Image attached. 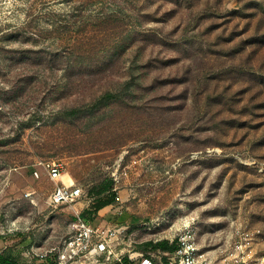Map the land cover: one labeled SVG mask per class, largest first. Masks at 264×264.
<instances>
[{
	"label": "rangeland",
	"instance_id": "obj_1",
	"mask_svg": "<svg viewBox=\"0 0 264 264\" xmlns=\"http://www.w3.org/2000/svg\"><path fill=\"white\" fill-rule=\"evenodd\" d=\"M45 160L75 203L49 204ZM109 179L87 217L131 254L157 260L187 220L213 253L259 230L264 258V0H24L0 22V252L52 258Z\"/></svg>",
	"mask_w": 264,
	"mask_h": 264
},
{
	"label": "built area",
	"instance_id": "obj_2",
	"mask_svg": "<svg viewBox=\"0 0 264 264\" xmlns=\"http://www.w3.org/2000/svg\"><path fill=\"white\" fill-rule=\"evenodd\" d=\"M22 5L24 0H0V22L15 18ZM42 166L54 183L49 195L51 206L72 204L82 196V189L72 178L66 177L60 161L45 160ZM182 226L176 237L175 248L158 251L155 260L139 251L131 254L132 238L127 235L126 227L93 224L76 215L54 253V264H85L90 258L103 261L113 258L120 263L134 260V264H264V258H256L252 249L259 230L237 229L233 240L213 253L198 244L196 232L189 221L186 220Z\"/></svg>",
	"mask_w": 264,
	"mask_h": 264
},
{
	"label": "trees",
	"instance_id": "obj_3",
	"mask_svg": "<svg viewBox=\"0 0 264 264\" xmlns=\"http://www.w3.org/2000/svg\"><path fill=\"white\" fill-rule=\"evenodd\" d=\"M119 93L107 91L101 96V100L103 101H109L116 97H118ZM76 109H73L75 111ZM112 179H109L107 181L102 182L96 187H93L90 190V194H92V202L91 204L83 209V211L80 213V216L82 218H85L86 220H89V217L87 215H92L96 213L99 209L103 208L104 206H107L111 204L114 200L115 193L112 192ZM94 194V195H93ZM176 246V240H173L172 242H169L168 240H162L158 241L155 244V248H158L160 250H173ZM45 261L43 263L38 264H54V255H52V258H45ZM128 260H125L124 263L128 264ZM0 264H37L33 261L25 262V261H19L15 257H13L10 254H6L4 252H0ZM121 264V263H116Z\"/></svg>",
	"mask_w": 264,
	"mask_h": 264
},
{
	"label": "crops",
	"instance_id": "obj_4",
	"mask_svg": "<svg viewBox=\"0 0 264 264\" xmlns=\"http://www.w3.org/2000/svg\"><path fill=\"white\" fill-rule=\"evenodd\" d=\"M105 208H108V205L107 206H104L103 208H101V209H99L98 211H97V213L99 214L102 210H104Z\"/></svg>",
	"mask_w": 264,
	"mask_h": 264
},
{
	"label": "bare ground",
	"instance_id": "obj_5",
	"mask_svg": "<svg viewBox=\"0 0 264 264\" xmlns=\"http://www.w3.org/2000/svg\"><path fill=\"white\" fill-rule=\"evenodd\" d=\"M68 177V176H67Z\"/></svg>",
	"mask_w": 264,
	"mask_h": 264
}]
</instances>
